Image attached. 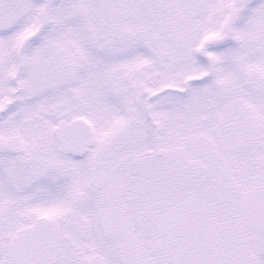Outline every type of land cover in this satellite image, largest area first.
I'll use <instances>...</instances> for the list:
<instances>
[{
    "label": "snow or ice",
    "instance_id": "6c2138e0",
    "mask_svg": "<svg viewBox=\"0 0 264 264\" xmlns=\"http://www.w3.org/2000/svg\"><path fill=\"white\" fill-rule=\"evenodd\" d=\"M0 264H264V0H0Z\"/></svg>",
    "mask_w": 264,
    "mask_h": 264
}]
</instances>
